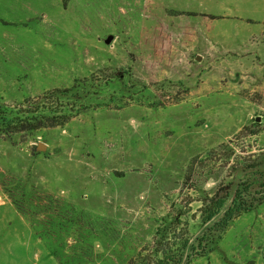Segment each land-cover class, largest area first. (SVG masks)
<instances>
[{"label": "rangeland", "instance_id": "obj_1", "mask_svg": "<svg viewBox=\"0 0 264 264\" xmlns=\"http://www.w3.org/2000/svg\"><path fill=\"white\" fill-rule=\"evenodd\" d=\"M192 8L0 0V264H264V0Z\"/></svg>", "mask_w": 264, "mask_h": 264}, {"label": "trees", "instance_id": "obj_2", "mask_svg": "<svg viewBox=\"0 0 264 264\" xmlns=\"http://www.w3.org/2000/svg\"><path fill=\"white\" fill-rule=\"evenodd\" d=\"M53 125V124H51ZM61 125V124H59ZM225 204V198H217L215 205H214V211H211L209 213H205V216L203 217L204 222H209L212 220L214 216H216L217 211H219ZM247 203H245L243 200L241 201H234V204L231 208L228 209V211L225 213L224 221L219 226L218 231H209L208 234L205 236V246L209 245H215V243L219 240L220 234L223 233L226 228L228 227L229 223L238 216L242 211L246 210ZM188 247V240H185L182 248ZM182 259H178L176 261L175 257L171 254L163 253L162 257L160 259H157L154 264H181Z\"/></svg>", "mask_w": 264, "mask_h": 264}, {"label": "crops", "instance_id": "obj_3", "mask_svg": "<svg viewBox=\"0 0 264 264\" xmlns=\"http://www.w3.org/2000/svg\"><path fill=\"white\" fill-rule=\"evenodd\" d=\"M162 8H171L175 10L187 9L195 10L192 8V0H161Z\"/></svg>", "mask_w": 264, "mask_h": 264}, {"label": "water", "instance_id": "obj_4", "mask_svg": "<svg viewBox=\"0 0 264 264\" xmlns=\"http://www.w3.org/2000/svg\"><path fill=\"white\" fill-rule=\"evenodd\" d=\"M38 149H39L40 151H43V150L45 149V147H44V145L40 144V145L38 146Z\"/></svg>", "mask_w": 264, "mask_h": 264}]
</instances>
